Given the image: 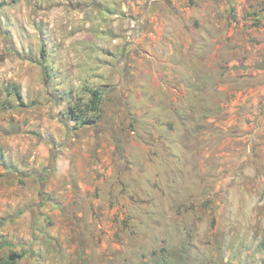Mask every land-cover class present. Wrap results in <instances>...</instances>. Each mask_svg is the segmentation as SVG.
Instances as JSON below:
<instances>
[{"label":"rangeland","instance_id":"1","mask_svg":"<svg viewBox=\"0 0 264 264\" xmlns=\"http://www.w3.org/2000/svg\"><path fill=\"white\" fill-rule=\"evenodd\" d=\"M12 252L264 264V0H0Z\"/></svg>","mask_w":264,"mask_h":264},{"label":"trees","instance_id":"2","mask_svg":"<svg viewBox=\"0 0 264 264\" xmlns=\"http://www.w3.org/2000/svg\"><path fill=\"white\" fill-rule=\"evenodd\" d=\"M91 94H92V100H91L90 105L87 106V112L97 113L100 111V104H101L102 98L98 91H93ZM77 109L75 108L70 109L71 116L73 120H75L76 122L78 123L83 122L84 120L82 121V115L84 114V112L80 114V112H78ZM86 122L88 121H84L83 123H86ZM24 258H25V254H19L16 252H12L7 258V260L0 261V264H18V262Z\"/></svg>","mask_w":264,"mask_h":264}]
</instances>
